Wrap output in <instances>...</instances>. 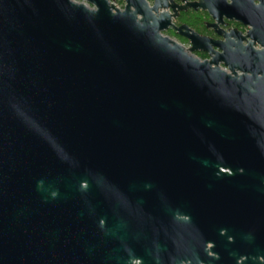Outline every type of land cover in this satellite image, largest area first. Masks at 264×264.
I'll return each mask as SVG.
<instances>
[{
    "label": "water",
    "instance_id": "1",
    "mask_svg": "<svg viewBox=\"0 0 264 264\" xmlns=\"http://www.w3.org/2000/svg\"><path fill=\"white\" fill-rule=\"evenodd\" d=\"M80 1L0 0V264H264L254 0L188 50L167 0Z\"/></svg>",
    "mask_w": 264,
    "mask_h": 264
},
{
    "label": "flooded vegetation",
    "instance_id": "2",
    "mask_svg": "<svg viewBox=\"0 0 264 264\" xmlns=\"http://www.w3.org/2000/svg\"><path fill=\"white\" fill-rule=\"evenodd\" d=\"M74 1L81 2L80 0ZM147 1L150 5L154 4V0ZM199 1L200 0H167L170 6L167 8V11L172 15V18L171 25L162 32L163 35L174 40L188 50L192 45L190 38L185 32L188 34H197L199 37L212 40V42H219L225 40L227 33L238 30L241 36L245 37L242 44L244 46L248 45V42L251 40L249 37V32L252 29L251 24H245L226 18H224L222 22H219L213 18L209 10L203 8L195 9L192 7L194 3ZM228 2L230 3L231 1L228 0ZM109 3L120 9H124L125 7L124 0H109ZM87 5L93 8V5L89 3H87ZM248 5L252 6V3L250 4V1H246V6ZM253 5H257L260 13L264 15V3L261 0H254ZM260 6H262V8ZM245 20H248V17H245ZM254 48L263 50L264 45L256 41ZM192 55L201 60L210 59V54L201 50L192 52Z\"/></svg>",
    "mask_w": 264,
    "mask_h": 264
}]
</instances>
